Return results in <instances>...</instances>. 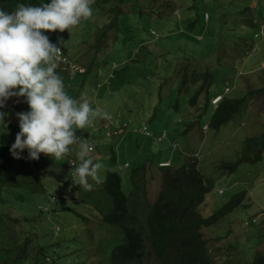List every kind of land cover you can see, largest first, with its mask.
I'll return each instance as SVG.
<instances>
[{"label":"rangeland","instance_id":"obj_1","mask_svg":"<svg viewBox=\"0 0 264 264\" xmlns=\"http://www.w3.org/2000/svg\"><path fill=\"white\" fill-rule=\"evenodd\" d=\"M134 5L133 10V2L122 4V13L111 5V14L92 7L90 19L81 21L70 32H58L67 62L62 64L66 69H58L57 73L73 76L64 82L66 94L75 99L88 98L94 109L98 107L111 117H98L85 129L77 130L82 140L91 135L87 141L94 146V163L103 165L99 182L89 178L93 188L86 192L96 194L102 190L108 172L117 171L129 195L131 170L145 165L143 203L152 205L162 186L159 163L170 160L179 166L184 156L195 157L205 177L213 183L201 207L205 217L238 192L247 191L245 206L201 232L217 264H250L258 252H264V158L254 164L242 163L231 174H222L219 165L236 162L242 156L245 139L264 132V93H258L264 88V65L258 63L263 60L259 52L264 41L249 39L252 30L248 27L254 19L255 25L264 27V0H162L151 7L154 9L147 4L140 9V1ZM204 12L205 18H199ZM44 34L51 43L58 42L57 32ZM97 37H102L101 42ZM208 71L215 78L211 88L206 84L202 87ZM186 73L196 75L198 81L195 85L188 76L183 89ZM199 90L201 96L193 106L191 98ZM251 93L255 95L245 112L220 130L200 126V122L209 124L211 118L203 109L208 97L213 104L215 94L223 99L225 95L241 98ZM16 99L11 98L0 109L12 112L0 122L1 131L9 129V124H19L16 112L23 102L17 103ZM119 128L123 134L116 135ZM69 150L72 152L60 160L40 154L39 159L45 160L59 179L40 174L46 191L28 208L37 215V201L45 204L49 196L60 198L51 206V212L38 214L42 218L36 224L42 242L50 244L47 264H102L106 256L102 252L111 251L104 248V239L112 234L98 211L80 200L82 187L70 181L74 169L67 163L70 156L79 163L78 145L69 146ZM126 163L129 167H125ZM140 200L136 202L139 206ZM9 212L19 217L13 210ZM30 237L34 240L33 261L38 236L32 233ZM153 261L149 257V262Z\"/></svg>","mask_w":264,"mask_h":264},{"label":"trees","instance_id":"obj_2","mask_svg":"<svg viewBox=\"0 0 264 264\" xmlns=\"http://www.w3.org/2000/svg\"><path fill=\"white\" fill-rule=\"evenodd\" d=\"M139 1L141 9L144 4L151 8L162 0H95L91 7L99 10L100 13L111 14L110 7L112 5V8L117 7L118 13H122V4L133 2L134 10L136 8L134 3L139 4ZM169 1L167 0V2ZM50 2L51 0H0V8L11 12L16 9L19 3L40 6ZM193 7H196V4ZM108 8L109 11L106 13ZM158 10L160 11V5ZM206 13L199 14L198 17L204 19ZM159 14H163V12H159ZM254 22L255 19L249 21L250 26L248 25V27L252 30L249 39L260 40L255 37L257 34ZM194 24L190 25L194 26ZM57 38L59 39L58 31ZM97 40L98 43L101 42L102 37H97ZM262 45L259 54L263 55V60L258 63L264 65V42ZM58 46L65 54L62 43ZM210 51L212 50L210 49ZM87 72L89 70L82 74ZM208 72L204 74L206 82L202 87L206 84L208 88H211L215 78L213 72ZM58 74L62 77L63 82L73 77L69 73L58 72ZM188 76H190V82L192 81L195 85L198 81L196 75L192 76L186 73L181 84L183 89L185 84H188ZM208 88L207 95L210 93ZM201 91H196L192 96L191 104L193 106L197 104ZM258 93L263 94L264 88L258 90ZM254 95L251 93L241 98L225 95L217 106H214L208 97L203 108L204 112H209L211 116L209 124H207L208 128L218 131L233 121L236 116L243 114ZM212 96L215 97L216 94ZM17 110V112L28 111L29 106L27 103H22ZM200 126L204 127L205 125L200 122ZM19 131V124L17 126L9 124V129H5V131L0 129V264H47L49 256L46 251L50 244L43 243L44 240L36 232L38 231L36 228L37 219H41V215L46 213L39 208V205L44 201L40 203L37 201L34 210L38 214L43 213L41 215H35L28 208V204L41 200L39 197L43 196L46 191L42 174L57 178L58 174H55L54 170L48 169L45 160L27 159L28 151L26 149L21 153L22 159L13 158L10 148ZM241 154V158L236 162H223L219 165L222 174L236 172L238 167L245 162L254 164L262 161L264 158V132L258 136L247 137L243 143ZM160 172L162 186L152 205L143 203L144 200L146 202V190L143 188L145 165L136 166L131 170L128 183L131 185L129 195L124 192L123 177L117 171L108 172L107 178L102 184L104 188L97 190L96 194L88 193L90 191L86 192L84 189L80 191V200L92 205L91 207L98 211L103 223L110 228L109 233L112 234L111 238L104 239L107 242L106 245L104 244V248L108 247L111 251L102 252L107 256L102 264H217L201 230L216 225L220 220L244 205L248 196L247 191L238 192L211 215L205 217L201 212V207L205 203L213 183L205 177L199 168L197 158L184 156V160L179 166L172 164L170 167H160ZM139 198H142L140 206L136 203ZM57 199L59 202L60 198L57 197ZM10 209L16 212L19 217L10 214ZM32 233L38 236L36 243L38 249L33 261L31 256L34 251L32 246L34 240L30 237ZM57 243L61 245L62 242L58 241ZM257 254L252 264H264V256L260 253ZM149 257L154 260L152 263L149 262Z\"/></svg>","mask_w":264,"mask_h":264},{"label":"clouds","instance_id":"obj_3","mask_svg":"<svg viewBox=\"0 0 264 264\" xmlns=\"http://www.w3.org/2000/svg\"><path fill=\"white\" fill-rule=\"evenodd\" d=\"M94 3L95 0H51L40 6L19 3L11 12L0 8V109L5 108L13 97L17 98V103L29 106L28 111L16 113L20 131L10 153L13 158L22 159L21 153L26 149L29 160H39L41 153L60 160L72 152L69 146L78 145L79 163L70 156L67 165L74 169L70 181L85 191L93 188L89 178L99 182L98 173L103 165L94 163L91 155L94 146L87 141L91 135L82 140L77 130L85 129L98 117L106 120L111 117L98 107L94 109L88 98L73 99L66 94L63 79L56 71L66 69L62 64L67 59L58 46L63 40L58 39L57 44H53L44 33L70 32L81 21L91 18ZM256 25L255 37L264 41V27ZM218 96L213 97V105ZM20 98H24L23 101ZM7 115V112L0 111V122H4ZM115 134H123V129L119 128ZM172 164L167 160L160 162L159 166L170 167ZM125 167H129V163ZM57 202V197L49 196V202L40 204L39 208L51 212V206ZM258 253L264 256V252ZM255 259L251 258L249 263Z\"/></svg>","mask_w":264,"mask_h":264},{"label":"built area","instance_id":"obj_4","mask_svg":"<svg viewBox=\"0 0 264 264\" xmlns=\"http://www.w3.org/2000/svg\"><path fill=\"white\" fill-rule=\"evenodd\" d=\"M221 99V96H218L217 98L214 99V103H217Z\"/></svg>","mask_w":264,"mask_h":264}]
</instances>
